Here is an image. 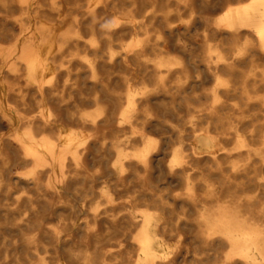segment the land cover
Returning a JSON list of instances; mask_svg holds the SVG:
<instances>
[{
  "label": "bare ground",
  "instance_id": "6f19581e",
  "mask_svg": "<svg viewBox=\"0 0 264 264\" xmlns=\"http://www.w3.org/2000/svg\"><path fill=\"white\" fill-rule=\"evenodd\" d=\"M213 1L0 0L2 237L50 246L39 264H176L195 227L198 264H264V0Z\"/></svg>",
  "mask_w": 264,
  "mask_h": 264
},
{
  "label": "rangeland",
  "instance_id": "374dc122",
  "mask_svg": "<svg viewBox=\"0 0 264 264\" xmlns=\"http://www.w3.org/2000/svg\"><path fill=\"white\" fill-rule=\"evenodd\" d=\"M220 1L221 0H214L213 3L211 5H208L207 7L208 8H210L212 6L214 7V5H216ZM14 28H16V27H14ZM27 32H28L27 29H26V31L25 30L23 31V33H27ZM172 54L176 55L177 53L173 52ZM176 111L174 110L171 112V111L166 110V111H163L161 113L160 120L163 121V123L167 125V127L165 126L166 128H164V130L167 131L165 133V135H167V136H170L172 134L171 132L174 128H177V127H179V125H181V121H182L181 120V114L182 113L177 111V114H176ZM152 131H155V130H152ZM154 135L158 136L159 133L155 131ZM174 140L176 141L174 135L172 138L168 139V141H167V145H168L167 153L170 151L171 147L178 145L177 142H174ZM225 144L228 147H231L233 145V143L231 141H227V142H225ZM196 148L198 151L201 150L200 152L204 153V151H205V148L202 145L201 141L196 142ZM169 160H170V155L167 154L165 156V159H163L164 167H166V164L168 163ZM87 164H88V168H90L92 170H94L96 167H98V163L96 160L88 161ZM199 166H200V168H203L206 166V164L200 163ZM12 167H10L11 175L19 176V172H21V173L25 172L26 170H28L30 165H28L27 167H25L21 170L17 166L12 165ZM101 167H103V166L101 165ZM150 176H151V178H150ZM149 178H150L152 185L155 186L154 189L155 190L158 189V192L160 191V193H163L166 196V198L164 200L168 201L170 205H171V202L168 199H170V197L172 195L182 193L184 190L183 184L180 183L178 180L176 181V179H171L169 174L166 173L165 169H163V171H160L157 169V167L154 166L152 168L150 175H149ZM197 192L199 195H202V190H200V188H198ZM1 198H3L2 195L0 196V200H2ZM11 198H12V196L9 198V200H8L9 202L11 201ZM92 198H93L92 200H90V197L87 198V200H88L87 204H84V202H79L80 204H82V212H83L82 217H84V216L86 217L87 215H90L92 213V211L89 208V206L97 204L102 199L101 197H98V196H94ZM13 206L14 205H11L10 208ZM86 209H87V211H86ZM185 209H186V213H187L189 218H194L196 216L195 215V208L192 205L186 206ZM1 214L2 213H0V215ZM0 219H1L0 225H2L3 227L9 226L10 229H16L19 227V225H17V223L19 224V215L12 214L8 211L5 214H2V216H0ZM12 219H14V220H12ZM5 229L3 228L1 230L5 231ZM24 230L25 229H23V231L19 230V234L15 233V232H7V234H9L8 235L9 237L7 235H5L4 237H2L0 235V251H2V253H0V256H1L0 257V264H39L38 258L42 257V256L46 259V261H51L53 259L54 253L50 250V246H47V248L49 247L48 248L49 252H45L44 250H42L41 245L39 246V245H36L35 243H29L25 238ZM182 233L184 234L185 238L183 240V243L181 244V247L178 249V252H177L178 255L176 256V264H198V263H202V262L205 263L206 261H203V258L205 257L204 254L199 253V254H195V256H194V253L191 250L193 248L200 247L199 244L193 243L188 238L189 234H192V233L196 234L197 229L195 227L191 230L182 229ZM23 239H25V240H23ZM110 243L113 246V244L117 243V242H110ZM110 243L106 242L107 248L111 246ZM170 244L174 245L173 241H171ZM125 245H126V247H125ZM77 246H78V248L80 247L81 249L85 248L84 245L79 244V243ZM1 247L4 249L2 250ZM113 247H115V248L121 247V249H125L127 251L133 250V247H132L131 243H129V240L124 241L120 245H115ZM2 255H3V258H2ZM61 256L63 257L64 262H66L67 264H80L81 263L78 259L71 258L70 256H68V254L66 252H62ZM27 257H28V259H27ZM108 257L111 258V256H108Z\"/></svg>",
  "mask_w": 264,
  "mask_h": 264
}]
</instances>
